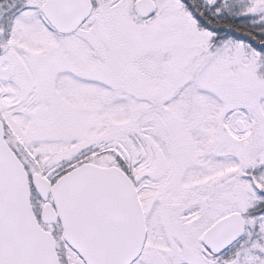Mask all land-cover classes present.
Here are the masks:
<instances>
[{
  "label": "snow or ice",
  "instance_id": "1",
  "mask_svg": "<svg viewBox=\"0 0 264 264\" xmlns=\"http://www.w3.org/2000/svg\"><path fill=\"white\" fill-rule=\"evenodd\" d=\"M0 264H264V0H0Z\"/></svg>",
  "mask_w": 264,
  "mask_h": 264
}]
</instances>
